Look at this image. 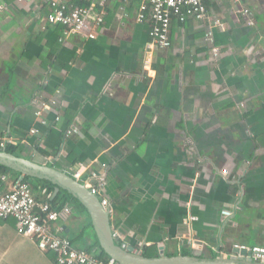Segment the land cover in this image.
<instances>
[{"label":"crops","instance_id":"crops-1","mask_svg":"<svg viewBox=\"0 0 264 264\" xmlns=\"http://www.w3.org/2000/svg\"><path fill=\"white\" fill-rule=\"evenodd\" d=\"M50 1L0 0V149L19 144L21 157L78 172L86 186L90 173L101 176L116 243L143 254L264 247V0H206L205 20L172 23L168 48L137 21L139 0L95 2L103 23L94 38L47 23ZM40 99L58 101L46 125L34 115ZM71 124L80 132L67 135ZM7 176L9 189L20 175ZM58 193L33 191L38 202ZM65 207L54 228L97 255L86 214ZM0 264L56 263L13 219H0Z\"/></svg>","mask_w":264,"mask_h":264},{"label":"built area","instance_id":"built-area-1","mask_svg":"<svg viewBox=\"0 0 264 264\" xmlns=\"http://www.w3.org/2000/svg\"><path fill=\"white\" fill-rule=\"evenodd\" d=\"M95 2L103 4V0H93L88 6L73 5L65 0H51L50 11L46 16L47 23L62 26L64 34L75 32L88 38H94V28L103 23L102 12H97L94 8ZM240 13L245 17L248 25H256L250 8L241 7ZM190 18L202 21L207 18L206 0H139L138 3L136 19L139 22H149V37L153 45L159 48L170 47L169 33L174 21L184 23ZM218 23V21H214L207 27L204 34L206 41L213 42V28ZM210 54L213 60L217 59L221 55V50L213 44ZM57 104V99L37 101L34 115L41 125L47 124L44 112L51 110ZM54 119L58 122L59 115H56ZM30 132L37 133L38 130L32 128ZM79 132V128L75 124H71L66 130L67 135ZM222 172L227 175L228 169L225 168ZM74 176L78 180L80 174L76 172ZM7 178L6 173L0 174V219H13L16 231L34 240L41 251L52 252L56 264H120L111 257L100 259L87 249L75 247L70 238L62 236L56 231L53 224L61 214L70 213L68 207L57 210L52 208L47 201L38 202L31 186L21 177L16 178L10 188L6 189L4 183ZM90 178L94 182L87 185L88 189L98 196L100 203L108 210V199L100 196V190L104 184L102 177L92 172ZM221 214L223 217H230L232 212L223 209ZM112 237L115 240L121 238V235L117 230H112ZM120 245L126 246L123 242ZM233 247L248 250L256 261L264 260L263 246L234 244Z\"/></svg>","mask_w":264,"mask_h":264},{"label":"water","instance_id":"water-1","mask_svg":"<svg viewBox=\"0 0 264 264\" xmlns=\"http://www.w3.org/2000/svg\"><path fill=\"white\" fill-rule=\"evenodd\" d=\"M0 164L19 172L21 178L29 176L47 180L56 186L55 192L63 189L76 198L86 209L100 247L120 264H264V260H254L248 250L238 248L230 256L202 257L195 253L166 255L161 248L157 256H145L131 245L123 247L116 243L112 237L108 210L84 183L62 170L10 153L6 147L0 149Z\"/></svg>","mask_w":264,"mask_h":264},{"label":"trees","instance_id":"trees-1","mask_svg":"<svg viewBox=\"0 0 264 264\" xmlns=\"http://www.w3.org/2000/svg\"><path fill=\"white\" fill-rule=\"evenodd\" d=\"M90 2H91V0H77L76 2L73 1V5L88 6L90 4ZM46 89H48L49 91L52 92V89L49 85H46ZM6 150L10 153H13L17 156H20L21 155L20 152H21L22 148L19 144H16V145L8 144L6 146ZM41 152H43V151H41ZM43 154H45V152H43ZM1 173L12 174L15 176L20 175L19 172L14 171V170L0 164V174ZM23 181L27 182L31 186L33 191L37 190L38 186L45 187L47 192H53L56 190V186L53 183H51L47 180H44V179H38L35 177L25 176V177H23ZM58 192L59 193L53 199H50V197L47 199L45 198L47 200V202L50 203L51 207L54 209L60 210L63 208V206H65L66 204H69L72 207V209H74L76 212L80 211V212L84 213V215L86 214V217L88 218V221L91 225V221H90V218L86 212L85 207L76 198L72 197L67 191H65L63 189H59ZM46 200H44V201H46ZM96 244H97V242H96ZM87 250L90 252L89 249H87ZM154 252H155L154 250L153 251H144V255L148 256V257L154 256V255H156V253H154ZM183 254H190V251H184ZM96 256L100 259H108L109 258V256L106 255L102 249H100V251L98 252V254Z\"/></svg>","mask_w":264,"mask_h":264}]
</instances>
